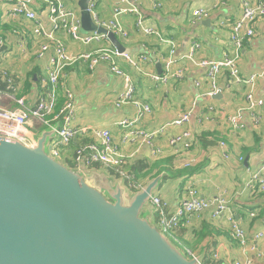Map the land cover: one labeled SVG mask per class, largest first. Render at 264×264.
<instances>
[{
    "label": "crops",
    "instance_id": "obj_1",
    "mask_svg": "<svg viewBox=\"0 0 264 264\" xmlns=\"http://www.w3.org/2000/svg\"><path fill=\"white\" fill-rule=\"evenodd\" d=\"M29 1L30 9L36 14L35 21L13 16L9 4L0 5V40L3 41L0 109L12 112L32 110L45 97L49 89L48 67L57 42L72 58L101 49L117 50L107 37L88 44L73 40L60 28H53L43 0ZM59 1L79 22L80 2H85L87 7L94 1L97 21L107 24L114 20V9L120 0ZM154 1L160 6H153L150 0H139L136 8L145 24L157 34L146 35L138 30L133 14L125 13L116 18L126 36L115 37L135 65L121 57L116 58L115 64L134 84L135 104L116 106L124 78L115 75L108 62L91 66L80 60L62 71L53 113L46 118L48 125L29 119L24 140L34 144L46 135L45 146L49 153L51 143L57 140L56 130L63 125L62 116L55 117L69 94L73 105L71 125L86 131L61 148L59 163L78 169L81 174H87V178L105 176L112 183H119L129 195L158 178L152 196L168 203L169 214L176 210L189 189H195L207 199L220 196L227 203L234 224L244 230L246 244L240 245L231 236L232 225L227 214L213 219L210 210L190 216L183 223L177 232L178 244L187 246L201 264H212L214 254L226 264H243L247 260L264 264V258L258 256L264 254V192H251L247 186L264 162V79H256L252 86L234 84L229 81L228 71L222 69L214 91L205 72L197 66L202 61L218 62L236 56L241 77L264 72V15L254 25V36L244 42L241 49L234 50L230 42L231 25L241 15V0ZM261 3L264 4V0ZM197 10L206 11L207 17L200 21L193 19L192 14ZM90 18L96 26L91 15ZM37 25L49 32L53 29L52 38L35 35ZM87 33L93 32L81 29V34ZM43 45L47 50L41 54ZM169 58L174 61L169 67L170 76L166 80H153L152 77L165 75L164 61ZM250 91L255 100L262 101V106L254 110L247 109L245 100ZM17 100H24L22 108ZM144 105L149 112L139 116V106ZM185 114L189 116L186 122L172 124ZM237 115L238 122L234 125L231 118ZM121 122H127L128 126H121ZM130 122H134L132 127ZM131 129L161 131L152 140L153 148L160 153L153 154L139 140L122 144V138ZM101 131L110 134L121 156L118 171L103 166H77L74 161L75 150L80 145L94 144L100 148L95 132ZM183 132L191 134L188 147H170L169 138ZM5 137L14 136L7 132ZM147 214L156 226L150 201Z\"/></svg>",
    "mask_w": 264,
    "mask_h": 264
},
{
    "label": "water",
    "instance_id": "obj_2",
    "mask_svg": "<svg viewBox=\"0 0 264 264\" xmlns=\"http://www.w3.org/2000/svg\"><path fill=\"white\" fill-rule=\"evenodd\" d=\"M79 5L81 29L123 52ZM43 136L34 144L0 137V264H199L148 219L158 178L129 195L59 163Z\"/></svg>",
    "mask_w": 264,
    "mask_h": 264
},
{
    "label": "built area",
    "instance_id": "obj_3",
    "mask_svg": "<svg viewBox=\"0 0 264 264\" xmlns=\"http://www.w3.org/2000/svg\"><path fill=\"white\" fill-rule=\"evenodd\" d=\"M139 0H120L117 7L114 9V20L109 23H100L97 21V16L94 13L95 3L92 1L87 5V12L92 16L97 27H101L108 32H112L114 35L125 37L126 33L118 25L116 18L125 13L133 14L136 17L135 27L140 30L143 34L154 35L157 34L156 31L147 26L143 20V16L140 11L136 8L137 2ZM153 6H160V4L155 3V1L150 0ZM219 1V0H216ZM263 0H259L257 4H251L247 0H241V15L240 17L231 25L230 42L235 49H241L244 42L252 38L255 34L254 25L264 15V4L261 3ZM46 4L49 13L50 21L53 28H60L67 35L75 41L88 44L93 41H99L102 38H106L105 35L97 34L96 32L81 34V26L79 20L75 17L74 13L66 10L59 0H43ZM29 0H0V5L9 4L10 12L13 16L24 17L28 20L35 21L36 14L29 7ZM207 12L204 10H197L193 12V19L200 21L207 17ZM35 35L43 38H52V31H46L41 25H37L34 29ZM166 43L172 45L170 41H165ZM3 41L0 40V56L2 53ZM47 50V47L43 45L41 47V54ZM174 53L171 50V55ZM41 54L39 56H41ZM121 57L126 60L132 66L135 65V61L125 52H118V50L112 49H101L95 53L82 54L81 56L72 58L66 54V51L62 44L56 43L54 48V56L51 59L48 67V83L49 89L37 106L28 111H23L22 109L17 112H12L8 110L0 109V137L6 138V133L10 132L14 137L12 139L25 142V126L27 125L29 119L34 118L41 120L46 125H48L47 117L52 115L53 108L57 99L58 83L59 78L62 74L63 69L69 64H73L77 61L84 60L91 64V66H96L100 62H108L110 64L111 71L117 75L124 78L123 91L118 97L116 106L127 103L134 102V84L128 76L116 66V58ZM190 58V56H187ZM142 61H146V58L141 57ZM174 61L169 58L168 61H164L165 75L152 77L153 80H166L170 76V65ZM197 66L202 69L206 74V79L209 81L210 86L214 91H216V81L217 75L222 69H226L229 73V81L234 84H246L252 86L254 81L258 78L264 79V72L253 74L247 78L241 77L238 66L237 57L233 58L225 57L223 60L218 62L202 61L197 64ZM248 110H254L257 107L262 106L261 100H255L252 92H248L245 96ZM17 105L22 108L24 105V100H17ZM149 112L148 106H139L137 113L139 116L141 113ZM59 116L63 118V125L61 128L56 130L57 140L52 142L49 147V154L54 159L59 158L60 150L62 147L68 146L73 140L85 133V129H78L72 127L73 121V105L71 96L68 94L66 102L64 103L62 109L59 111L57 119ZM188 114L182 115L175 119L172 124L180 125L188 120ZM239 116L231 118V123L236 125ZM254 120L258 119L254 117ZM131 127L134 122H130ZM123 127L128 126L127 122H121ZM161 131L149 132L143 129H131L122 138V144L128 141L139 140L141 143L148 146L152 153L158 155L159 150L153 148L152 140ZM95 135L100 140V148L94 144L80 145L74 153V161L77 166L94 167L103 166L106 168H115L116 171L119 170V166L122 164L121 156L116 152V146L112 143L111 136L107 131L95 132ZM191 134L189 132H183L177 134L168 140L170 147H176L178 145H184L188 147ZM242 160V159H241ZM248 188L251 192H264V162L260 165L259 169L252 175L251 181L248 183ZM150 204L152 206L153 214L156 216V227L169 239L176 243L177 232L179 228L188 220L190 216L204 213L210 210L213 219H217L224 214H227V220L231 222L232 233L231 236L239 242L240 245L244 246L246 244L245 232L238 225H235L232 221V214H230L227 203L219 196L215 198H204L200 196L195 189H189L186 195L181 199L179 206L172 213H168V203L161 200L158 197L152 196L150 199ZM259 236H256L258 238ZM184 254L188 258H194V256L187 251ZM264 258V254L258 255ZM212 264H226L220 261L218 255L214 254L212 256ZM199 264H201L199 262ZM232 264H240L239 262H234ZM243 264H253L251 261H246Z\"/></svg>",
    "mask_w": 264,
    "mask_h": 264
},
{
    "label": "rangeland",
    "instance_id": "obj_4",
    "mask_svg": "<svg viewBox=\"0 0 264 264\" xmlns=\"http://www.w3.org/2000/svg\"><path fill=\"white\" fill-rule=\"evenodd\" d=\"M170 241H171V242L174 244V246H175L176 248H178L179 250L190 252V251H188V247H187V246L180 245V244H178V243H176V242H174V241H172V240H170Z\"/></svg>",
    "mask_w": 264,
    "mask_h": 264
},
{
    "label": "trees",
    "instance_id": "obj_5",
    "mask_svg": "<svg viewBox=\"0 0 264 264\" xmlns=\"http://www.w3.org/2000/svg\"><path fill=\"white\" fill-rule=\"evenodd\" d=\"M184 252V251H183ZM191 253V252H190ZM192 254V253H191ZM193 255V254H192Z\"/></svg>",
    "mask_w": 264,
    "mask_h": 264
}]
</instances>
